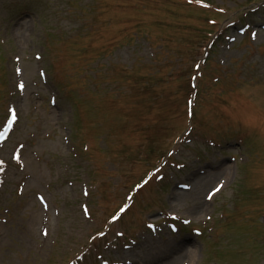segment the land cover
<instances>
[{
    "label": "rangeland",
    "instance_id": "1",
    "mask_svg": "<svg viewBox=\"0 0 264 264\" xmlns=\"http://www.w3.org/2000/svg\"><path fill=\"white\" fill-rule=\"evenodd\" d=\"M207 1L224 13L182 0H0V128L16 112L0 141V264H66L170 147L163 177L145 185L113 227L132 250L95 243L79 264L98 262V251L110 261L191 264L192 249L194 264H264V0ZM241 17L251 22L240 34ZM219 26L193 123L220 147L192 140L181 148L188 74ZM168 91L177 93L167 98ZM244 125H252L248 145L232 149ZM238 152L250 162L237 159L205 200L225 156ZM172 160L185 167L176 171ZM160 211L190 228L178 223L169 233ZM148 220L161 231H150Z\"/></svg>",
    "mask_w": 264,
    "mask_h": 264
},
{
    "label": "bare ground",
    "instance_id": "2",
    "mask_svg": "<svg viewBox=\"0 0 264 264\" xmlns=\"http://www.w3.org/2000/svg\"><path fill=\"white\" fill-rule=\"evenodd\" d=\"M190 254H191V261H192V263L191 264H194V254H195V251H194V249H192V251L190 252Z\"/></svg>",
    "mask_w": 264,
    "mask_h": 264
},
{
    "label": "snow or ice",
    "instance_id": "3",
    "mask_svg": "<svg viewBox=\"0 0 264 264\" xmlns=\"http://www.w3.org/2000/svg\"><path fill=\"white\" fill-rule=\"evenodd\" d=\"M121 211H124V209H121ZM113 219H116V217H113Z\"/></svg>",
    "mask_w": 264,
    "mask_h": 264
}]
</instances>
